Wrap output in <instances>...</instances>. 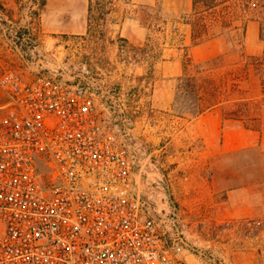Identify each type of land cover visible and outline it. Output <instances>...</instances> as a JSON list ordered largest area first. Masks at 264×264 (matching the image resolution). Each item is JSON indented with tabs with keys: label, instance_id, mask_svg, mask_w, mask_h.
Segmentation results:
<instances>
[{
	"label": "rangeland",
	"instance_id": "374dc122",
	"mask_svg": "<svg viewBox=\"0 0 264 264\" xmlns=\"http://www.w3.org/2000/svg\"><path fill=\"white\" fill-rule=\"evenodd\" d=\"M185 3L0 0V71L40 70L90 87L134 154L150 213L182 239L192 264H264V127L223 124L221 106L197 117L178 111L201 96L177 87L185 71L226 46V37L193 44ZM258 28L249 22L248 55L262 51Z\"/></svg>",
	"mask_w": 264,
	"mask_h": 264
},
{
	"label": "built area",
	"instance_id": "2783aa9c",
	"mask_svg": "<svg viewBox=\"0 0 264 264\" xmlns=\"http://www.w3.org/2000/svg\"><path fill=\"white\" fill-rule=\"evenodd\" d=\"M0 264H192L86 83L0 71Z\"/></svg>",
	"mask_w": 264,
	"mask_h": 264
},
{
	"label": "trees",
	"instance_id": "16d2710c",
	"mask_svg": "<svg viewBox=\"0 0 264 264\" xmlns=\"http://www.w3.org/2000/svg\"><path fill=\"white\" fill-rule=\"evenodd\" d=\"M253 19L258 21L263 47L259 55H248L243 48L247 24ZM187 23L193 44L226 37V46L218 55L193 64L192 74L185 71L186 84L182 81L177 87L184 92L198 91L201 96L178 111L196 116L221 106L224 117L241 120L252 130H261L264 127V0H192ZM225 67L229 69L222 72ZM215 71L220 74L216 76ZM244 84L250 87L245 89Z\"/></svg>",
	"mask_w": 264,
	"mask_h": 264
},
{
	"label": "crops",
	"instance_id": "0c3cea01",
	"mask_svg": "<svg viewBox=\"0 0 264 264\" xmlns=\"http://www.w3.org/2000/svg\"><path fill=\"white\" fill-rule=\"evenodd\" d=\"M2 1H6L7 2V0H2ZM169 1H171V2H173V1H178V0H169ZM184 8H186V10H190V12L192 11V0H186V3H185V7ZM249 22H251V20L249 21ZM249 22H248V24H247V27H246V31H247V28H248V26H249ZM190 37H191V35H190ZM217 39V37L216 38H211V39H209V40H206L207 42H211V41H214V40H216ZM191 41H192V38H191ZM206 41H204V42H206ZM204 42H201V43H204ZM201 43H199V44H201ZM196 45H198V44H196ZM218 107V106H217ZM214 108H216V107H214ZM205 112V111H204ZM204 112H202V113H200V114H198V115H196L195 117H197V116H199V115H201V114H203ZM223 124H226V122L227 121H239V122H241V124H242V128L245 130V132H248V131H251L252 129H250V128H247L245 125H244V122H242L241 120H238V119H233V118H226V117H224V115H223ZM262 130V129H261ZM243 132V131H242ZM248 134V133H247ZM239 146V145H238ZM228 150H229V148H228Z\"/></svg>",
	"mask_w": 264,
	"mask_h": 264
}]
</instances>
